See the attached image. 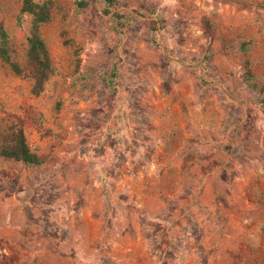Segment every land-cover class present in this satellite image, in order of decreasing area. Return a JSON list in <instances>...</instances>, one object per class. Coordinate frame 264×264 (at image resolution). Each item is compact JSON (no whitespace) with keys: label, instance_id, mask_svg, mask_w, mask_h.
<instances>
[{"label":"rangeland","instance_id":"obj_1","mask_svg":"<svg viewBox=\"0 0 264 264\" xmlns=\"http://www.w3.org/2000/svg\"><path fill=\"white\" fill-rule=\"evenodd\" d=\"M76 1L42 27L40 95L0 60V125L44 159L0 160V264H264V0H120L117 94L113 23ZM20 6L0 23L25 66Z\"/></svg>","mask_w":264,"mask_h":264},{"label":"trees","instance_id":"obj_2","mask_svg":"<svg viewBox=\"0 0 264 264\" xmlns=\"http://www.w3.org/2000/svg\"><path fill=\"white\" fill-rule=\"evenodd\" d=\"M94 1L77 0L75 4L78 10H84L92 5ZM102 1L104 3L103 13L109 16L112 21L118 39V42L109 53L111 65L107 69L108 76H106L104 82L113 94H117L123 84L118 74L120 63L118 51L125 34L123 27L129 21V18L118 9L121 4L120 0ZM54 8V0H21V6L16 16V24L20 26L25 17L29 18L25 66L16 60L12 36L5 24L0 23V60L6 63L16 75L31 81V91L34 95H40L44 91L46 82L53 73L52 60L41 31L42 27L51 21ZM156 32V21H152L151 38L153 41H155ZM248 44L250 43H243L242 49L246 50ZM252 67L253 63L251 61H245L244 76L249 83L253 79ZM255 86L252 84V87L255 88ZM1 159L33 166L41 165L44 162V159L29 146L24 130L17 126L3 129L0 125Z\"/></svg>","mask_w":264,"mask_h":264}]
</instances>
